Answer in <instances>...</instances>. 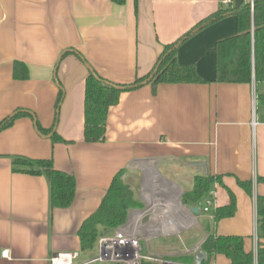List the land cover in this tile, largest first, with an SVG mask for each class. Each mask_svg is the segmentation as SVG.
Wrapping results in <instances>:
<instances>
[{
    "label": "crops",
    "instance_id": "1",
    "mask_svg": "<svg viewBox=\"0 0 264 264\" xmlns=\"http://www.w3.org/2000/svg\"><path fill=\"white\" fill-rule=\"evenodd\" d=\"M220 1L125 0L120 5L112 0H0V121L19 110L31 114L0 131V264H49L51 256L65 251L78 252L75 264L95 258L98 246L94 253V247L82 250L77 231L118 173L142 204L130 210L127 222L139 219L143 253L161 258L193 253L213 232L243 236L244 249L255 251V197L264 195V84L257 91L254 82L214 81L215 44L236 33L233 14L203 25L177 44L178 65H193L204 83L160 84L154 93L150 84L124 91L109 108L104 141L83 140L85 64L107 81L132 83L151 71L166 45L224 8ZM64 52L69 53L55 71ZM15 62L26 66L27 79H14ZM37 121L70 143L53 144L51 133L36 130ZM15 156L51 159L55 168L71 173L76 180L72 204L51 209L46 177L14 172ZM197 175L222 176L223 186L211 190L214 203L207 213L202 202L198 214L181 202ZM237 179L252 181V195ZM164 182L178 188L177 200L188 215L168 206L171 196ZM224 187L234 194L236 210L215 224L214 208L230 202ZM150 205L153 215L145 221ZM168 220L176 231L174 224L166 225ZM182 234V248L172 246L163 253L144 248L151 237ZM206 264L229 261L213 255Z\"/></svg>",
    "mask_w": 264,
    "mask_h": 264
},
{
    "label": "trees",
    "instance_id": "2",
    "mask_svg": "<svg viewBox=\"0 0 264 264\" xmlns=\"http://www.w3.org/2000/svg\"><path fill=\"white\" fill-rule=\"evenodd\" d=\"M112 1L120 5L125 3V0ZM228 12L235 16L236 33L217 41L215 44L214 81L240 84L254 82L258 91V87L264 84V0H253L252 9L250 4L245 2L239 7L232 6L218 9L194 25L190 31L175 43L166 45L151 71L146 76L137 77L132 83H113L97 74L95 77L89 73L85 79L84 89V142H103L109 108L118 103L122 92L139 88L141 82L153 73V77L147 83L151 85L153 93L160 84L204 83L205 81L197 74L193 65H178L176 59L177 44L194 30L201 28L205 24L212 23ZM155 70L156 72H154ZM13 77L16 80L27 79V68L23 63H14ZM116 86L124 88L119 89ZM60 100L61 93L59 92L56 105H58ZM23 116L30 117L31 114L19 110L3 119L0 121V131L10 127L17 118ZM36 124L39 132L43 134L51 133L50 140L53 144L70 143V141L64 140L56 131L52 132L51 128L43 129L38 121ZM12 166L14 172L31 175L43 174L46 177L49 184V204L51 209H65L72 204L76 191L75 177L71 173L55 168L51 159H31L15 156L12 160ZM215 184L223 186L222 176H195L191 189L181 195L182 204L192 207L200 206L203 199L211 196V190ZM237 184L247 194L252 195V181L237 179ZM224 188L228 192L230 202L226 206L214 208L213 221L215 224L235 214V196L230 189ZM212 200H214V197ZM141 207L142 204L135 199L132 188L122 180V174H116L112 178L105 196L96 211L82 222L77 231L81 249H92L104 232L112 231L126 224L130 210ZM255 210L257 223L256 251H246L244 249L243 236L220 235L216 232L205 237L201 248L208 256L223 255L228 259L229 264H264V195H256ZM165 259L179 264H194L192 252L165 257ZM207 262L205 261L202 264ZM141 264L153 263L142 260Z\"/></svg>",
    "mask_w": 264,
    "mask_h": 264
},
{
    "label": "built area",
    "instance_id": "3",
    "mask_svg": "<svg viewBox=\"0 0 264 264\" xmlns=\"http://www.w3.org/2000/svg\"><path fill=\"white\" fill-rule=\"evenodd\" d=\"M221 5L224 8L234 6V0H221ZM250 7H253V0L249 1ZM251 127L255 126L254 109L252 110ZM214 196L211 194L209 198L202 201V211L207 213L214 203ZM139 219L132 218L126 224L117 227L112 234L101 235L97 240L98 254L95 258L87 262H110L113 264H141L142 260L153 264H176L173 261L145 254L142 251L141 239L144 238L138 224ZM255 240L257 236L255 234ZM256 251V248H255ZM4 257H7V252L4 251ZM78 252H58L49 258V264H75L78 258Z\"/></svg>",
    "mask_w": 264,
    "mask_h": 264
},
{
    "label": "rangeland",
    "instance_id": "4",
    "mask_svg": "<svg viewBox=\"0 0 264 264\" xmlns=\"http://www.w3.org/2000/svg\"><path fill=\"white\" fill-rule=\"evenodd\" d=\"M123 180V178H122ZM181 188L185 191V186H182L181 185ZM152 197V196H151ZM155 197H158V196H155ZM152 207L151 205L149 206V210L150 211H147L144 212V215H145V221L148 220V216H152L153 215V211L151 210ZM185 234H182L180 235L179 237H151L149 239H147L146 241H144V248L147 246L150 251L152 253H163L165 252V250L167 248H171L172 246H175V247H179V248H182L181 246V243L179 242V239H184L186 236H184ZM141 245H142V242H141ZM96 246L97 244L94 246L95 250L93 251L96 252Z\"/></svg>",
    "mask_w": 264,
    "mask_h": 264
},
{
    "label": "water",
    "instance_id": "5",
    "mask_svg": "<svg viewBox=\"0 0 264 264\" xmlns=\"http://www.w3.org/2000/svg\"><path fill=\"white\" fill-rule=\"evenodd\" d=\"M243 3V0H234V6L235 7H239L241 6ZM66 52L62 53L60 55V57L58 58L57 60V63H56V67H55V71L57 69V66L62 58V56L65 54ZM86 65V68L88 69L89 73L92 74L93 76L96 77V73L89 67V65L85 64ZM54 71V72H55ZM156 72V70L154 71ZM154 73L151 74L148 78H146L144 81L141 82V86L147 84L149 82V80L153 77ZM117 88L119 89H123L124 87H121V86H116ZM35 128L36 130L38 131L37 129V125L35 124ZM39 133V132H38ZM49 136H51V134H49ZM188 209L194 213V214H198L199 213V208L198 207H188ZM193 255H194V264H202L203 262L205 261H208V255L207 253L201 248V247H196L195 249H193Z\"/></svg>",
    "mask_w": 264,
    "mask_h": 264
},
{
    "label": "bare ground",
    "instance_id": "6",
    "mask_svg": "<svg viewBox=\"0 0 264 264\" xmlns=\"http://www.w3.org/2000/svg\"><path fill=\"white\" fill-rule=\"evenodd\" d=\"M149 171V170H148ZM154 173H156V172H154ZM149 179H150V176H149ZM152 180V179H151ZM155 183V182H154ZM165 183V184H164ZM163 184H164V187H165V189L164 190H166L168 193H170V199H169V204H168V206H170V207H173V209L175 210L174 212H176L177 214H179L180 216H182L183 217V215H188L187 214V212H186V210L179 204V201L177 200V196H178V193H179V190H178V188L176 187V186H174V185H170V184H168V183H166V182H164ZM163 186V185H162ZM161 186V187H162ZM160 187V188H161ZM158 188V187H157ZM155 195V194H154ZM160 198V197H159ZM161 199V198H160ZM164 199V198H163ZM161 201V200H160ZM160 204V203H159ZM158 205V204H157ZM159 207V206H158ZM163 208V207H162ZM158 209V208H157ZM159 211V210H158ZM156 214V213H155ZM159 214V213H158ZM157 214V215H158ZM169 215V214H168ZM178 215V216H179ZM174 224V225H173ZM166 225L168 226H172L173 225V230H175V228H176V226H175V223H174V221H172V220H168L167 222H166ZM181 229V228H180ZM179 229V230H180ZM178 230V229H177ZM155 231V230H154ZM176 231V230H175ZM148 232V231H147ZM164 232V231H163ZM166 232V231H165Z\"/></svg>",
    "mask_w": 264,
    "mask_h": 264
}]
</instances>
